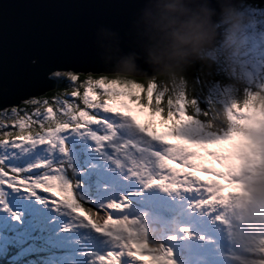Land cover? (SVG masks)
<instances>
[{"label": "rangeland", "instance_id": "374dc122", "mask_svg": "<svg viewBox=\"0 0 264 264\" xmlns=\"http://www.w3.org/2000/svg\"><path fill=\"white\" fill-rule=\"evenodd\" d=\"M256 10L264 15V7ZM65 73L67 72L54 70L51 73L53 77L48 76L55 81L54 88L58 84L55 76ZM90 73L93 72L85 74ZM254 78L262 82L258 85L264 83L259 76ZM152 89L154 85L150 82L149 91ZM40 107L42 113L46 112L47 106L40 105ZM109 107L116 109L117 112L96 109L105 121L100 123L90 121V124L80 130L69 127L62 129L57 134V141L52 144L20 148H12L4 144L0 146V160L4 161L5 168L14 165L16 169L20 165L31 167L32 176L43 175L50 169L58 167L60 173L70 179L68 182L74 186L73 196L76 194L78 202L90 206L89 213L98 208L107 212L110 202L126 199L128 206L116 215L137 218L134 227L140 231L143 238L145 234L148 236L149 231L150 234L155 235L152 233L155 225L160 227L163 225L164 231L157 237L160 239L157 244L161 252L170 251V259L174 264H255L251 254L256 253L258 259V249L264 244V227H262L264 225V106H260L258 102L253 104V108L250 106L243 109L229 108V133L222 138L227 142L214 140L210 145L202 146L201 151L213 153L212 158L205 156L206 163L215 167H221L216 162L221 164L223 171L220 168L216 171L225 178L229 175L234 176L242 185L241 191L233 192L227 199L218 195L217 202L211 206L199 201L206 199L205 192L185 187L182 181L173 180L167 185L160 182L151 183L153 177H160L164 173L163 159L158 157L159 153L166 155L172 152L175 156L181 157L184 155V152L178 149H170L165 145V141L160 139L164 136L166 140L185 143L169 136L168 123L161 121L155 129L150 128L156 133H146L129 117L120 113L130 112L137 117L138 122L144 123L146 110H142L127 97L124 99L122 96L109 101ZM33 118L37 119L35 116ZM50 118L52 115L47 117V120ZM0 119H3L2 115ZM39 119L45 117L41 115ZM54 119L55 116L51 121ZM90 126L91 128H87ZM114 127L118 130L115 133ZM191 128L205 139L216 136L206 133L199 121H194ZM7 130L17 133L20 131L19 128ZM4 139H12V137H4ZM110 139L113 144H110ZM26 143L27 140L21 141V144ZM226 149L235 154L243 150L246 154L245 158L229 164L223 155ZM5 155L9 157L5 158ZM77 158L83 160L75 167ZM39 165L41 166L37 167ZM200 174L205 179L213 178L209 174ZM175 175L178 178L179 172ZM164 179L168 178L164 177ZM4 187L0 188V231L10 218H13L15 224L20 225L16 230L22 232L21 239L28 237L29 229L32 234L38 229L45 231L50 244H55L59 249L54 251L59 264H100L98 258L112 251L123 252L121 264H138L135 258L127 255L122 241L116 238L115 233L108 231L107 225L101 224V220L104 219L102 215L82 216L75 209L50 199L56 196V193L42 195L44 190L35 187L25 190L21 186L19 191L14 185ZM214 188L217 189L216 194H218V185H214ZM155 203L158 205L155 206ZM4 204H7V209L3 207ZM171 217H177L179 222L177 229L180 233L171 232L173 230ZM205 220L206 224H201ZM167 231L170 233L165 234ZM183 233L186 235L183 236ZM187 239L197 241L191 243ZM34 241L35 244L42 243L39 237ZM200 246L204 248L199 250ZM179 250H186L189 253L187 261L180 259ZM24 254L26 251H21L12 258ZM0 256L2 257V251ZM140 256L143 261L151 263V255L147 252L141 253ZM239 260L243 262L240 263Z\"/></svg>", "mask_w": 264, "mask_h": 264}, {"label": "snow or ice", "instance_id": "6c2138e0", "mask_svg": "<svg viewBox=\"0 0 264 264\" xmlns=\"http://www.w3.org/2000/svg\"><path fill=\"white\" fill-rule=\"evenodd\" d=\"M143 61V60H141ZM140 64L144 68H150L146 63ZM67 72V75L55 76L58 80H67L73 90L70 93L72 98H79L82 100L83 107L75 103L73 100L64 98L60 108V115L55 122L47 120V117L52 115L53 108L49 104L48 99H40L29 97L22 99L20 103L13 104L7 108L0 109V146L7 144L12 148L26 147L29 145H45V143L52 144L57 141V134L62 129L68 127H78L80 125L87 126L90 121H95L98 117L90 114L87 108L93 110L105 109L110 112H117L116 109L109 107V101L115 97H127L131 103L140 104L143 107H150L153 116H160L163 122L168 123L170 127L169 136L176 137L185 143H175L171 140H166L164 136L160 139L165 141V145L170 149H178L184 152L183 158L174 155H163L162 167L164 173L160 177H153L151 183L160 182L162 184L172 183L173 180L184 182L185 187L192 190H199L207 194L206 199L201 203L209 206L217 202L218 195L225 199L233 192H239L242 189L241 183L234 177L229 175L227 178L220 175L216 169L221 167L211 166L205 162V156H213L212 152L201 151L203 145L209 144L214 140H222L229 133L226 128L224 132L217 133L216 136L205 139L201 134L194 132L191 128L193 122L197 119L193 116L192 111L189 110V104L184 101L169 100L163 93L157 89L149 91V86L141 85L139 88H144V95L138 88H133L131 85H123V87H114L104 77L94 78L86 76L81 81L80 74L71 71L70 69L56 68L52 69L48 76L53 77V71ZM81 89L83 92L81 93ZM99 90V91H98ZM99 97V98H98ZM107 97V99H104ZM59 99V98H57ZM183 104V108H181ZM238 106H242V102H237ZM40 105H45L46 112L42 113ZM34 109V111H31ZM97 112V111H96ZM119 112V111H118ZM124 116L129 117L134 121L144 132L156 133L155 130H150L151 125L140 123L137 117L130 112H120ZM43 115L45 119H39ZM33 116L37 117L33 120ZM191 117V119H188ZM29 122L38 125V130L32 131L29 127ZM68 125L67 127H65ZM9 128H19V132L8 131ZM4 137H12V139H4ZM35 137V138H33ZM27 140L28 143L21 144V141ZM225 159L231 164L233 160L239 162L245 158V152L241 150L238 154L231 151L224 152ZM187 161V163L185 162ZM175 170V171H173ZM9 172L12 173L9 179ZM179 172L177 178L175 173ZM200 173L209 174L213 178L205 179ZM164 177L168 179L165 180ZM5 185L15 186L19 191L22 187L36 189H43L41 193H56V196L49 197L52 200L63 204L70 209H75L77 213L82 216L88 214L92 217L103 216L101 220L102 225H107V230L114 232L116 238L123 243L124 249L127 251L129 257L135 258L138 264H148L147 261L141 259L140 254L147 252L151 255V264H174L170 259V251H159L152 248L146 238H143L140 231L134 225L137 223V218L129 216L116 215L117 212H122L128 205L127 200L112 201L105 209L98 208L89 213V205L83 202H78V197L73 196L74 186L69 183L60 173L58 167H54L40 176L25 175L23 170H13L4 167V161L0 160V188H5ZM214 185H218L219 192ZM3 207L7 209V204ZM85 209L87 211H85ZM259 258L256 253H252L251 257L255 264H264V244H261L258 249ZM123 252L112 251L99 257L100 264H121V256Z\"/></svg>", "mask_w": 264, "mask_h": 264}, {"label": "clouds", "instance_id": "9594fccd", "mask_svg": "<svg viewBox=\"0 0 264 264\" xmlns=\"http://www.w3.org/2000/svg\"><path fill=\"white\" fill-rule=\"evenodd\" d=\"M250 1L145 0L132 21L133 50L125 51L116 31L101 28L99 54L128 74L147 72L143 60L156 70L152 79L187 80L200 63L235 88L249 87L255 76L264 80V15Z\"/></svg>", "mask_w": 264, "mask_h": 264}, {"label": "water", "instance_id": "95a60500", "mask_svg": "<svg viewBox=\"0 0 264 264\" xmlns=\"http://www.w3.org/2000/svg\"><path fill=\"white\" fill-rule=\"evenodd\" d=\"M144 3L145 0H0V109L54 88L55 81L47 78L52 69L128 74L114 61L101 58L97 34L101 28L116 31L125 51L131 52L132 21ZM147 69L131 75L151 76L156 71ZM154 227L155 234L159 228ZM154 237L149 231V238Z\"/></svg>", "mask_w": 264, "mask_h": 264}, {"label": "trees", "instance_id": "16d2710c", "mask_svg": "<svg viewBox=\"0 0 264 264\" xmlns=\"http://www.w3.org/2000/svg\"><path fill=\"white\" fill-rule=\"evenodd\" d=\"M250 2L255 6L256 9L259 7H264V2ZM188 71L190 74V79L180 81L167 79L165 77H160L159 79H152L151 76L137 77L125 73L120 75H117V73H81L80 79L82 81L86 78L87 75L92 76L94 78L104 77L110 83L113 82L112 84L116 87H123V85H131L133 88H138V90L141 92V95H144V88L139 87L141 85H144L146 88V85L149 86V83L151 82L154 85V88L163 93L169 100L184 101L188 103L189 110L192 111L193 116L197 117L195 121H199L202 124V127L205 129L206 133H211L212 135L224 132L225 129L228 128L230 123L229 108L243 109V107L246 106H250L251 108H253V104H257L258 102L260 106H264V83L258 85L262 82H260V80H257V78H252L249 87L238 89L233 87V85L230 84L227 78L223 75H209L206 68L202 67L200 63H197L193 68H190ZM64 75H67V73H65ZM68 83L69 82L67 80H58L56 88L38 97L40 99H48L49 104L55 110L54 112H52V118H50L49 121H51L54 116V121L57 120L58 116L60 115L59 110L62 106V101L64 98L73 100L75 103L83 107L82 100H80L79 98H72L70 96V93L73 88L68 85ZM82 92L83 89H81V93ZM123 98L126 99V97ZM238 101L242 102V106H238ZM136 105H138L142 110H146V114L144 116V123L150 124L152 128L155 129L156 126L161 123V121H163L160 116L152 115L150 107H143L140 104ZM181 108H183V104H181ZM86 110H88L90 114L93 115H95L96 113L98 119L94 122L100 123V121H105V118L102 115H99L96 110H93L90 107ZM31 111H34V109H31ZM33 120L35 119L33 118ZM91 122L93 123V121ZM105 123H107V121ZM109 125L111 127V124ZM29 127L32 131L38 130V126L31 124V122H29ZM83 127L84 126L80 125L78 127L70 126L69 128H75L80 130ZM87 128H91V126ZM114 128L115 133L118 130H116V127ZM110 144H113L112 139H110ZM224 152H227V149ZM224 152L223 155H225ZM167 154L174 155L172 152ZM163 155L159 153L158 157L163 159ZM7 157H9V155H5V158ZM80 161L82 160L80 158H77L75 160L76 164H74V166L76 167L77 163ZM233 161L235 162V160ZM40 166L41 165L37 167ZM6 168H11L13 170H23L25 175H33V168L31 167L20 165L18 169H16L14 165L7 166ZM35 168L34 170H36ZM11 176L12 173L11 175H9V179H11ZM65 179L67 181L70 180H68V178ZM22 189L29 190L25 187H22ZM26 204H28V202ZM157 205L158 203H155V206ZM12 219L13 218H10L8 223L6 225H3L2 231H0V251H2V257L0 256V262H2L3 264H49L50 262H52L53 264H59L54 255V251L59 249L56 248L55 244H50L48 234L45 231L38 229L37 232L32 234L31 229H29L30 231L28 232L30 233L29 235H27L28 237H26L25 239H21L20 236L22 235V232L16 230L19 228L20 225L15 224ZM172 219L174 223L173 230L171 232L175 233L179 222L177 221V217H173ZM175 220L177 221V223L175 222ZM36 237L42 239L41 244H35L34 239ZM145 238L148 240L147 234H145ZM17 240H20L21 242ZM159 240V238H156L155 240H151L148 242L153 249L160 251V246L157 244ZM21 251H26V254L20 255L16 258H12L13 255ZM27 257L31 258L27 259Z\"/></svg>", "mask_w": 264, "mask_h": 264}, {"label": "bare ground", "instance_id": "6f19581e", "mask_svg": "<svg viewBox=\"0 0 264 264\" xmlns=\"http://www.w3.org/2000/svg\"><path fill=\"white\" fill-rule=\"evenodd\" d=\"M35 62V61H34ZM47 78H48V76H47ZM4 108V107H3ZM7 108V107H6ZM157 232H158V230H157ZM125 261H127V259H124Z\"/></svg>", "mask_w": 264, "mask_h": 264}]
</instances>
